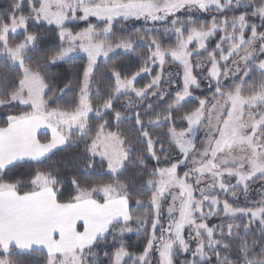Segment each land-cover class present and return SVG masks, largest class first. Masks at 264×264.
I'll use <instances>...</instances> for the list:
<instances>
[{
	"label": "snow or ice",
	"instance_id": "snow-or-ice-1",
	"mask_svg": "<svg viewBox=\"0 0 264 264\" xmlns=\"http://www.w3.org/2000/svg\"><path fill=\"white\" fill-rule=\"evenodd\" d=\"M0 264H264V0H0Z\"/></svg>",
	"mask_w": 264,
	"mask_h": 264
},
{
	"label": "trees",
	"instance_id": "trees-1",
	"mask_svg": "<svg viewBox=\"0 0 264 264\" xmlns=\"http://www.w3.org/2000/svg\"><path fill=\"white\" fill-rule=\"evenodd\" d=\"M138 27L139 25H137V28ZM57 71H63V70H57ZM41 139H43V136H41ZM140 239H142V237H138L135 233L130 234L129 243L136 244ZM26 259L34 261L39 259V255L34 253L31 257H26Z\"/></svg>",
	"mask_w": 264,
	"mask_h": 264
},
{
	"label": "rangeland",
	"instance_id": "rangeland-1",
	"mask_svg": "<svg viewBox=\"0 0 264 264\" xmlns=\"http://www.w3.org/2000/svg\"><path fill=\"white\" fill-rule=\"evenodd\" d=\"M43 131V130H42ZM253 195H254V193H253Z\"/></svg>",
	"mask_w": 264,
	"mask_h": 264
}]
</instances>
